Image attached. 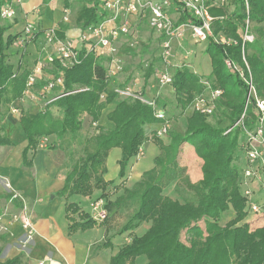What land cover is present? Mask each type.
<instances>
[{
	"label": "trees",
	"instance_id": "trees-1",
	"mask_svg": "<svg viewBox=\"0 0 264 264\" xmlns=\"http://www.w3.org/2000/svg\"><path fill=\"white\" fill-rule=\"evenodd\" d=\"M51 1L45 0L44 5ZM11 2L0 0V115L4 106H11L23 98L31 75V71L20 64L16 66L9 62V50L20 36V33H10L18 23L17 19L10 23L1 18L2 7ZM248 3L249 16L244 0H234L235 10L231 14L217 8L210 9L216 18L214 35L222 33L231 41L228 45L210 39L206 50L211 61L212 86L224 92L217 102V109L228 118L230 125L226 129L211 127L207 124V116L194 111L187 119L188 128L184 135L168 131V145L156 137L155 131L153 142L161 150L155 168L146 172L132 190H124L122 197L107 205L110 212L128 204L137 206L120 234L133 231L143 223H151V227L142 237L134 238L130 245L121 249L110 264H136V259L142 256L147 258V264H264V226L254 230L248 223L239 226L247 217V200L239 191L241 168L235 165L244 129L252 131L260 121L256 101L264 100V42L254 38L252 43H248L243 39L247 18L254 25L264 24V0H248ZM64 7H69L68 0H65ZM103 18L98 3H95L78 13L76 23L80 28H87L101 23ZM190 21H193L190 15H183L180 19V23ZM39 28L35 41L43 39L44 30ZM58 29L61 32L59 36L64 38L67 25L60 22ZM256 32L263 33L264 28H258ZM79 60L80 64L70 69L62 70L59 64L53 67L54 77L59 78L63 72L64 79L63 91L56 89V100L37 114L20 113V123L28 139L23 167L32 166L44 138L55 137L47 148L49 150L59 149L67 137L69 144L74 141L83 144L84 156L67 173L65 187L59 194L66 201L76 195L90 197L95 190H101V197H106L108 187L114 185L104 180L109 152L114 148L122 150L119 177L123 179L130 160L139 155L147 140L146 127L165 124L155 117L153 108L142 101L118 98L114 91L117 84L108 79L105 60L84 50ZM227 61L235 67L234 71L226 66ZM153 72L150 67L145 84ZM249 82H252L254 93ZM172 89L177 107L183 112L206 91L201 78L186 67L176 70ZM155 103L160 109L167 107L158 98ZM111 105L116 108L108 115V120L115 124V129L107 130L98 124L102 113ZM53 107L61 111L62 117L53 115ZM85 115L91 118V124L97 130V134L87 139L82 136V117ZM0 131L3 134L4 128ZM184 144L194 147L196 155L204 163L202 180L196 184L187 183L197 198L196 203H181L163 194L164 188L180 176L177 155ZM5 145L10 146L11 143L0 136V146ZM74 155L75 151L70 153L71 161ZM230 209L234 211L235 218L221 227L218 221ZM66 212L70 221L69 235L98 225L83 212L79 221L72 218L71 214L80 212L76 205L67 203ZM185 233L190 235L189 244L182 241ZM3 243L4 237L0 236V255ZM111 246L110 239H107L101 248ZM0 264H24V256L0 261Z\"/></svg>",
	"mask_w": 264,
	"mask_h": 264
},
{
	"label": "crops",
	"instance_id": "crops-1",
	"mask_svg": "<svg viewBox=\"0 0 264 264\" xmlns=\"http://www.w3.org/2000/svg\"><path fill=\"white\" fill-rule=\"evenodd\" d=\"M35 1L31 0L27 3V6H37L28 7L31 8L28 11L21 3L18 9V23L10 31L12 34L22 31L23 26L19 29L16 28L25 24V20L28 19L31 12L41 15L38 26L42 30L61 22L62 15L58 10L61 0H52L47 6L42 5L41 0H38L36 5ZM62 2L64 5L65 0ZM14 54H9V62L17 65L15 62L17 60L12 57ZM53 74V70H51V75ZM156 82L157 79L152 77L147 84L138 82L133 87L135 86V90L143 92V96L148 99L158 98L162 102L164 101V104L172 102L173 99L176 101L172 87L160 88L158 83L157 86L155 85ZM38 88L39 86H37ZM27 101H17L11 106H4L0 115V130L4 128V133L2 134L0 131V136H4L11 143L10 146H0V236L4 237L0 261L5 262L23 255L24 264H110L111 259L121 249L130 245L134 238L142 237L150 229L151 223H143L133 232L120 234V231H116V223L110 221L113 214L106 208L109 221L107 220L103 224L97 222L98 225L90 230L78 231L69 235L70 221L66 212L67 203L76 205L80 209L78 214L70 215L79 221L81 212L91 215V204L94 202L103 200L106 207L108 204L115 203L118 198L117 195L108 194L111 186L104 198L101 197V190H95L90 197L76 195L67 201L60 197L59 194L65 187L67 174H64L63 166H60L57 161L59 150L47 149L55 141L53 136L42 139L33 158L32 166L23 167V154L28 147V139L20 123V113L26 111L23 107ZM14 108H19L20 113L14 114L12 112ZM115 108V105H111L102 113L99 126L107 130L115 129V124L108 120V115ZM36 109L32 108L26 112L37 114L41 111ZM164 110L167 112V107ZM169 124L173 126V122ZM148 128L154 132L159 129L157 127ZM160 140L165 145L169 144L168 137ZM185 147L183 146V149ZM141 149L142 155L130 160L123 179L119 177L122 150L120 148L112 149L106 161L107 174L104 176V180L107 183L113 182L114 187L122 185L125 190H132L136 184L142 181L146 172L155 168V161L161 155L160 148L153 141L146 140ZM241 166L243 170L246 167L244 163ZM242 189L246 188L242 187ZM247 189L252 192V202L264 208V181L251 182ZM122 196L123 194L119 198ZM167 197L174 199L171 196ZM122 207L115 208L114 212L122 211L120 210ZM21 213H25L33 224L34 233L30 239L27 238L28 233L23 229L21 222L14 220V217ZM90 217L92 219V216ZM257 217L259 215L247 214L246 221H257ZM261 223H264V220ZM140 227H142V233L138 235L137 231ZM107 239H110L112 246L107 249L101 248ZM139 259L140 257L136 259V264ZM147 263L146 258L142 264Z\"/></svg>",
	"mask_w": 264,
	"mask_h": 264
},
{
	"label": "built area",
	"instance_id": "built-area-1",
	"mask_svg": "<svg viewBox=\"0 0 264 264\" xmlns=\"http://www.w3.org/2000/svg\"><path fill=\"white\" fill-rule=\"evenodd\" d=\"M229 0H101L99 3V12L103 15V21L97 25L87 28L75 27L74 31L66 30L64 38L58 33V25H54L44 30L43 35V59L39 58L37 65L29 77L27 90L20 101L27 99L37 100L44 95L49 96L56 92V89L63 91L64 79L63 72L59 78L54 74L46 73L44 70H53L56 64L61 69H70L80 64L79 55L84 50L86 53H92L96 58L105 60L108 79L117 82L124 71V61L121 54V42L130 32V21L133 17L144 19L148 28L158 34L161 39V59L166 65L165 70L154 75L160 88L172 87L174 72L181 67L171 66L168 64L173 57L172 48L174 41L183 38L187 33L199 43H206L213 39L217 43L230 44L222 34L214 35L213 23L216 18L210 12L211 8H224ZM246 8H249L248 0H244ZM22 0H12L8 5L2 7L1 18L3 21L14 23L18 19V9ZM183 15H190L193 21L180 23ZM194 22V23H193ZM61 23L68 25L70 23L69 11L64 10L62 13ZM39 26L25 20V25L20 32L18 40L15 42L17 48H24L28 43L35 42L36 33ZM252 36H249V21L244 32V41L252 42ZM41 51V52H42ZM226 66L234 71L235 67L229 62ZM45 76L44 85L39 86L38 81ZM43 81V80H42ZM139 81L136 80L135 83ZM205 86V93L196 97L191 105L192 111H196L204 116H213L216 110V102L223 97V90L214 89L211 82L202 81ZM251 92L253 91L252 82L248 84ZM37 86L39 88L37 89ZM135 87V86H134ZM134 87L125 86L115 87V93L119 99L140 100L149 105L155 111V117L165 121L157 131L158 139L165 138L168 134L167 112L157 107L154 99H148L143 94L135 90ZM61 91V92H62ZM56 96V94H55ZM55 96L47 103L56 100ZM257 113L260 121L254 130L244 129L246 136V167L242 172L240 179L241 187L246 189L243 192L247 200V206L254 215L264 214V208L253 203L252 192L247 189L249 184L254 181H264V101H256ZM46 104V105H47ZM45 105V106H46ZM14 114H19V108L12 110ZM139 155H142L140 149ZM92 219L96 222H104L108 218V212L103 200H98L91 204ZM14 220L20 221L22 227L27 231V238L30 239L34 233L33 224L30 218L21 213L14 217ZM41 264V263H40Z\"/></svg>",
	"mask_w": 264,
	"mask_h": 264
},
{
	"label": "rangeland",
	"instance_id": "rangeland-1",
	"mask_svg": "<svg viewBox=\"0 0 264 264\" xmlns=\"http://www.w3.org/2000/svg\"><path fill=\"white\" fill-rule=\"evenodd\" d=\"M28 1L29 0H22V6H24V9L26 11L30 10L33 7H37V6H32V7L27 6V3H29L31 0L29 2ZM44 1L45 0H41L40 3L44 5ZM68 1H69V7L65 8L61 0L58 10L60 11V15H62L64 10L69 11L70 23L67 25V31L70 30L72 33L75 27H78L76 23L78 13L83 8L88 7L91 4L98 3V7H99V3L101 0H68ZM35 2L37 5L38 0H36ZM233 2L234 0H229L228 4H226L224 8H221V10L225 11L228 14H231L235 10V5L233 4ZM28 7H31V8H28ZM217 9H220V8H217ZM246 11H247V15L249 16L250 8H246ZM27 21H30L34 23L35 25H38V23H40L41 21V15L31 12ZM248 21H249V36L250 37L252 36L253 40L254 38L255 39L259 38V40H262L264 42V32L263 33L256 32V29L261 28V27L264 28V24H261L258 26L254 25L247 18V20L245 21V30H246ZM130 24H131L130 32L128 36L120 44V47H121L120 56L122 57L124 61V71L122 75L120 76L119 80L116 82V84L120 86L129 85L133 87L134 81L136 80L145 84L146 74L150 67H152L154 70L153 75L151 76L152 78L154 77V75H157L161 73L163 70H165L166 65L163 63L160 57L162 50H161V39L159 38L158 34L152 32L148 28L146 21L144 19H141L138 16L131 18ZM24 25L25 24H21L17 26L18 28L16 29H19L22 26L24 27ZM17 33H19V31ZM221 34L222 33H220L219 35ZM243 39H244V35H243ZM247 42L252 43L250 41H247ZM43 44H44L43 39H40V40L38 39V41L28 43L24 48H20V49L17 48L15 45H13L11 49L9 50V54L15 53L14 55H12V57H14V60H17L15 61L17 62V65L20 64L22 68H26L30 70L31 72H33L34 68L37 65V61H38L37 58H39L38 54L42 53L40 57L42 59L44 58L43 57L44 52L42 51ZM35 46L36 48H34ZM207 47H208V42L199 43L196 40L192 39V37L187 33L183 38L177 39L174 41L173 48H172L173 57L170 59L168 64L171 66H176V67H186L190 70V72L199 76L201 78V81L211 82L213 80L211 76L212 68H211L210 57L208 53H206ZM46 73H51V71L49 69H46L44 70V75ZM44 79H45V76L42 77L43 81L39 80L37 84L38 85L42 84L41 86H43ZM126 82L128 84L124 85ZM155 85L157 86V82L155 83ZM54 96H55V93L49 96L44 95L43 97H40L37 100L27 99L28 100L27 104L23 107V109L26 111L32 108L43 110L45 108V105ZM173 100L170 103H166L167 121L169 123L173 122V126L168 123L169 125L168 131H175L181 135H184L188 128L187 119L192 115L193 111L191 108H189L187 111L183 112L180 108L177 107L176 101L175 100L173 101ZM257 101H264V100L257 99ZM215 104H216V110L213 116L208 117L207 124H209L211 127L226 129L230 125V121L222 113V111H218L217 102ZM51 110L54 116L62 117V113L58 108L53 107ZM256 113H257V110H256ZM82 120H83L82 136L84 139H87L97 134L96 126L91 124L90 117L85 115L82 117ZM161 126L162 125L160 126L155 125V126H149V127L160 128ZM147 128L148 127H146V129ZM146 132H147V137H146L147 140L153 141L155 132L150 131L149 128L146 130ZM246 141H247L246 136L244 134L241 136L239 150L237 152L238 159L235 162V165L241 168L239 171L240 177L242 176V172H243L241 165H243V163L244 165H246V152H245L246 151L245 150ZM69 143H70V140H69V137H67V140L66 141L64 140L61 143V147L57 149L59 150L57 161H59L60 166H63L64 174H67L68 172H70L75 162H77L80 157L84 156L82 143L76 142V141L71 142V144ZM183 146H186L185 149L183 148L180 149L179 154L177 155V161L180 167L179 169L180 176L178 179H176L170 185L164 188L163 194L167 196H171L175 200L180 201L181 203H184L185 201L196 203L197 198L194 192L188 189L187 183L196 184L200 180H202L203 178L202 167L204 163L202 159H200L196 155L194 147H192L191 145H187V144H184ZM73 151H75V155H74L73 160L71 161L70 153ZM263 175H264V172H263ZM240 177H239V191L243 195L244 190L242 189L240 185L241 184ZM109 190L110 192L108 194H111V196L117 195V198H119L121 194L124 195L125 189H124V186L120 185L118 187L111 186ZM124 206H125L124 208L122 207L120 209L122 211L114 212V209L111 211L113 216L110 221L116 223L117 232H119L128 223V221L131 219V217L135 214L137 210L136 205L128 204ZM245 212H247V214L251 213L248 206L246 207ZM90 216H92V213ZM234 218H235V213L232 209H230L228 212L224 213L221 216L218 223L221 227H225ZM256 219L257 221L254 220L253 222L252 221L247 222L245 219L243 222L239 224V226L248 223L251 227V230H254L256 228H262L264 226V223H261V222L262 220H264V214L263 213L259 214V217H257ZM107 220L109 221L108 218ZM204 226H205L204 223H202L201 228L203 230H204ZM141 229L142 227L138 229L137 231L138 235L142 233ZM133 231H130V232H133ZM137 237H140V236H137ZM189 238H190V235H187V233H185L183 234L182 241L186 244H189ZM115 248L118 249L117 246H115ZM145 261H146V258L144 256L142 258L140 257L137 264H142Z\"/></svg>",
	"mask_w": 264,
	"mask_h": 264
}]
</instances>
